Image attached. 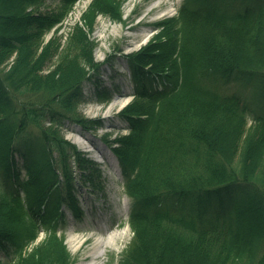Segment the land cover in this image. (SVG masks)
Returning <instances> with one entry per match:
<instances>
[{"label":"trees","instance_id":"trees-1","mask_svg":"<svg viewBox=\"0 0 264 264\" xmlns=\"http://www.w3.org/2000/svg\"><path fill=\"white\" fill-rule=\"evenodd\" d=\"M46 1L0 0V246L15 241L18 264L74 260L57 219L66 207L82 215L80 189L105 178L61 126L95 124L77 111L101 73L90 33L98 14L123 16L124 0H93L65 42L58 33L44 44L78 0L43 11ZM183 2L124 55L136 96L117 114L129 132L106 142L133 199L122 264H264V100L225 88L250 79L264 88V0ZM162 79L171 85L158 90Z\"/></svg>","mask_w":264,"mask_h":264},{"label":"rangeland","instance_id":"rangeland-1","mask_svg":"<svg viewBox=\"0 0 264 264\" xmlns=\"http://www.w3.org/2000/svg\"><path fill=\"white\" fill-rule=\"evenodd\" d=\"M53 0H49L52 2ZM153 0H128L125 4V20L123 22L112 21L105 16H101L96 25L93 37L97 38L99 45L95 52L97 59L101 60L106 53L119 54V48L124 51H133L145 44L147 40L154 37L157 29L152 25L157 19L163 18L167 15L176 14L178 7L182 0H156V8L149 14L141 16L140 14L146 9L147 5ZM90 0H82L79 3L81 10L86 7ZM77 10V9H76ZM157 12V13H156ZM80 11L74 15L69 16L66 22V28L73 24L80 17ZM50 35V34H49ZM119 47V48H117ZM56 60V59H55ZM122 69L115 67L113 75L107 77L105 82L108 84L114 83L116 80L121 79ZM128 87L131 88V82L126 79ZM124 90L129 91V88ZM230 88L232 91H242L244 95L249 94L253 88L252 84H247V87H242L239 82L231 83ZM130 93V92H129ZM125 96L116 97L112 103L117 106H124L127 101L132 99L130 94ZM113 104V105H114ZM107 101L105 100H92L89 103H83L80 106V111L85 115L94 117L104 115L107 111L105 109ZM119 129L125 131L122 123L118 122ZM64 132L67 138L72 142H76L80 149L91 156L99 159L103 163V168L106 171L109 180H111V187H109V199L98 200L91 208L88 206L85 213V219L81 221H71L67 226V243L71 248L74 255H77V260L74 264H85V257L90 254L94 249L93 244L98 236L104 235L106 237L115 235L111 239V243L107 247L108 262L106 264H120L122 258L121 253L127 247L128 242L133 237L130 223H128V200L127 195L120 180L121 169L117 158L112 154L109 147H106L101 139V135L106 132H111V126H101L92 130H81V128L70 122H65ZM116 132L113 131L110 136ZM19 158L21 154L17 155ZM125 204V207L121 205ZM117 208L119 215L116 221H108L106 216L110 215L111 210ZM71 236H79L82 241L77 247L74 246ZM88 239V243L84 240Z\"/></svg>","mask_w":264,"mask_h":264},{"label":"bare ground","instance_id":"bare-ground-1","mask_svg":"<svg viewBox=\"0 0 264 264\" xmlns=\"http://www.w3.org/2000/svg\"><path fill=\"white\" fill-rule=\"evenodd\" d=\"M115 235L112 234V236L110 237H105V236H100L99 238L96 239L95 242V248L96 251H94V253H98V255L101 254V251L104 250V248L106 247V245L111 241V238H113ZM72 237V241L74 242V246L77 247L78 242L81 241V239H79L77 236H71Z\"/></svg>","mask_w":264,"mask_h":264}]
</instances>
